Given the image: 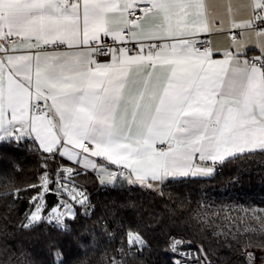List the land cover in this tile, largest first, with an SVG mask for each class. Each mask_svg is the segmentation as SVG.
<instances>
[{
  "label": "snow or ice",
  "instance_id": "snow-or-ice-1",
  "mask_svg": "<svg viewBox=\"0 0 264 264\" xmlns=\"http://www.w3.org/2000/svg\"><path fill=\"white\" fill-rule=\"evenodd\" d=\"M242 7L241 19L228 7L240 38L221 59L201 39L226 23L206 0H0V144L31 142L57 162L29 186L24 227L87 212L84 170L154 188L264 152V0ZM51 191L63 203L46 212ZM125 238L145 244L132 228ZM190 243L170 237L172 264H207Z\"/></svg>",
  "mask_w": 264,
  "mask_h": 264
},
{
  "label": "trees",
  "instance_id": "trees-1",
  "mask_svg": "<svg viewBox=\"0 0 264 264\" xmlns=\"http://www.w3.org/2000/svg\"><path fill=\"white\" fill-rule=\"evenodd\" d=\"M55 169L57 162L31 142L0 144V264H112L114 257L121 264H172L171 236L202 249L203 259L248 264L242 248L264 246V152L230 158L210 176L177 178L157 189L102 185L83 171L76 183L90 194V213L77 207L65 231L45 223L22 227L36 191L29 186H39L41 174ZM129 228L143 235L138 251L126 243Z\"/></svg>",
  "mask_w": 264,
  "mask_h": 264
},
{
  "label": "crops",
  "instance_id": "crops-1",
  "mask_svg": "<svg viewBox=\"0 0 264 264\" xmlns=\"http://www.w3.org/2000/svg\"><path fill=\"white\" fill-rule=\"evenodd\" d=\"M246 2H247V0H206L209 12L215 13L219 18H222L226 21V23L224 24V26L221 30H218V31L214 30L210 35H208L209 39H210L211 47L214 49V51H216L218 53L216 58L222 59L223 58V52L226 50H229L231 48V46L233 44V40H231V38L229 36L230 31H235L237 38H240V37H238V33L240 32V29H233V28H231L230 24L227 23V21L231 19V17L228 14L229 5H231L232 12L235 15V17L237 19H241V18H245L246 10L242 7V5L245 4ZM8 44L10 45L11 43H8ZM243 51L245 52L247 57L255 56V55L259 54V49L254 47L251 42H249L245 46ZM257 151H259V150H257ZM218 164L219 163L212 165L213 172L211 174L214 173ZM84 171H89V172L94 173L98 179V182L100 183L98 174L96 172H94L90 169L84 170ZM211 174L206 175V176H210ZM206 176H198V177H206ZM166 181H169V180H166ZM166 181H164V182H166ZM125 184H127V183H125ZM161 184H157L154 188H151V189H157L161 186ZM102 185H104V184H102ZM127 185H129V184H127Z\"/></svg>",
  "mask_w": 264,
  "mask_h": 264
},
{
  "label": "built area",
  "instance_id": "built-area-1",
  "mask_svg": "<svg viewBox=\"0 0 264 264\" xmlns=\"http://www.w3.org/2000/svg\"><path fill=\"white\" fill-rule=\"evenodd\" d=\"M261 26L264 27V25H261ZM229 36H230L231 40H233V37L236 36V32H235V31H230V32H229ZM201 39H202L203 41L209 43L210 46H211L210 39H209V36H208V35H207V36H203V37H201ZM8 43H12V41L9 40ZM249 58H251V57H249ZM100 59L103 60V59H107V58H106V57H101ZM47 172H49V171H47ZM49 173H51V172H49ZM76 184H77V183H76ZM77 186L85 192L86 196L88 197V202H89V205H90L91 199H90V194H89V192L87 191V189H85L83 186H81V185H79V184H77ZM49 194H53V195L56 197V201L53 203V205H52L50 208H52V207H57V206H59V204H62V203H63V200H61V197L58 196V195H56L54 191H51V192H49V193H47V194H45V193H41V195L44 196L43 203L45 204V211H46V212L48 211V209H50V208H48V203H49V202H48V195H49ZM77 207L80 208V211H81L82 214L90 213V210H91L90 207L88 208L87 212H85V209H84L83 207H81L80 205H76V206H75V209H76ZM75 209H74V210H75ZM29 210H30V206L28 207V209L26 210V212H25V214H24L23 220H22V222H21V226H22V227H24L23 225L27 223V220H26V213L29 212ZM69 220H70V219L66 220L64 226H57L55 223H49V222L47 221V217L45 216L40 222H37V223H35V224H32L31 226H34V225H37V224H40V223H45V224H47L48 226H51V227H53V228H56V229H58V230H60V231H65V230H67L68 227H69V223H68ZM31 226H30V227H31ZM24 228H29V227H24ZM176 237H177V236H176ZM179 238H180V237H179ZM183 240H184V239H183ZM184 241H185V240H184ZM185 242L187 243V241H185ZM188 246L193 250V252H197V251H196L194 248H192L190 245H188ZM139 250H140V249H139ZM168 250H169V249H168ZM131 251H138V250L134 248V249H131ZM169 252H170V251H169ZM249 253H251V257H249V255H248ZM170 254H171V252H170ZM197 254H198V253H197ZM240 254L243 255V256L246 258L248 264H264V246H252V245H246V246H244V247L242 248ZM198 255H199V254H198ZM171 256H172V254H171ZM205 260L207 261V264H218V263H217L216 261H214V260H210V259H205Z\"/></svg>",
  "mask_w": 264,
  "mask_h": 264
},
{
  "label": "water",
  "instance_id": "water-1",
  "mask_svg": "<svg viewBox=\"0 0 264 264\" xmlns=\"http://www.w3.org/2000/svg\"><path fill=\"white\" fill-rule=\"evenodd\" d=\"M56 201V197L53 194L48 195V208H50L53 203Z\"/></svg>",
  "mask_w": 264,
  "mask_h": 264
}]
</instances>
